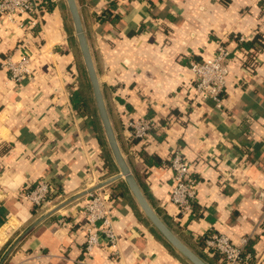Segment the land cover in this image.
Here are the masks:
<instances>
[{
	"label": "crops",
	"instance_id": "obj_1",
	"mask_svg": "<svg viewBox=\"0 0 264 264\" xmlns=\"http://www.w3.org/2000/svg\"><path fill=\"white\" fill-rule=\"evenodd\" d=\"M75 1L119 147L149 205L207 264L211 233L253 240L254 264H264V0ZM44 4L29 37L0 17V264H192L118 178L92 118L73 108L85 67L74 24L66 0ZM219 45L231 52L221 109L197 97L189 68ZM9 54L31 58L30 76L11 79L1 67ZM142 117L158 127L133 145L127 130ZM176 151L198 182L187 214L170 199ZM39 182L54 198L34 211L25 192ZM117 184L124 195L115 198ZM90 193L109 197L118 239L87 254Z\"/></svg>",
	"mask_w": 264,
	"mask_h": 264
},
{
	"label": "built area",
	"instance_id": "obj_2",
	"mask_svg": "<svg viewBox=\"0 0 264 264\" xmlns=\"http://www.w3.org/2000/svg\"><path fill=\"white\" fill-rule=\"evenodd\" d=\"M39 4L38 0H0V17L15 23L29 37L39 25ZM27 42L24 41L21 46L26 47ZM230 55L227 47L219 45L209 59L199 63L191 62L189 65L195 76L197 97L204 102L212 103L218 109L223 105L222 96L229 74L227 60ZM30 65L31 58L27 54L17 61L9 54L1 63L2 69L16 82L30 76ZM157 127L154 118L142 117L129 124L127 136L129 139L144 140ZM169 167L173 171L175 181L170 196L171 202L179 209L180 214L190 213L196 200L198 186V182L192 176L191 165L180 151H176L170 159ZM53 195L54 188L47 182H39L25 192L26 198L33 206L49 204L54 198ZM108 202L107 195L90 193L83 208L87 254L103 244L110 247L117 244L118 238L112 224ZM248 240L243 239L236 244L225 234L211 233L205 238L204 245L207 251L220 253L225 264H250L252 257L245 252Z\"/></svg>",
	"mask_w": 264,
	"mask_h": 264
},
{
	"label": "water",
	"instance_id": "obj_3",
	"mask_svg": "<svg viewBox=\"0 0 264 264\" xmlns=\"http://www.w3.org/2000/svg\"><path fill=\"white\" fill-rule=\"evenodd\" d=\"M71 18L74 24L78 44L82 53L83 61L86 67V71L92 86L95 104L98 110L99 118L102 122V126L112 151L116 164L120 169V175L118 178H124L130 191L136 198L140 207L145 215L156 227V229L164 236V238L177 249L184 257H186L192 264H207L203 259L191 251L183 242H181L177 236L167 227V225L159 218L153 208L149 205L145 199L139 185L137 184L127 161L119 147L115 132L113 130L107 108L105 105L104 97L102 94L101 86L98 80L97 72L93 63L90 48L88 45L87 37L85 35L81 16L75 0H66Z\"/></svg>",
	"mask_w": 264,
	"mask_h": 264
},
{
	"label": "trees",
	"instance_id": "obj_4",
	"mask_svg": "<svg viewBox=\"0 0 264 264\" xmlns=\"http://www.w3.org/2000/svg\"><path fill=\"white\" fill-rule=\"evenodd\" d=\"M46 2H47V0H43L42 2H40L39 6H38L39 9H42L43 6H45L44 3H46ZM47 8L50 10L52 8V6L49 5ZM258 43L259 42H258V39L256 37L255 39H253L250 47L254 48L258 45ZM250 47H247V48H250ZM248 50H250V49H247L246 53H249ZM81 70H82L81 84H80L78 90L73 92V94L71 96V104H72L73 108L79 112V114H81L83 116L86 115V116L92 118V120L94 122V130L98 134V139L104 140L106 138L105 137L106 135H105V132H104V129L102 126V122L99 118L98 110H97L94 95H93L92 86H91V83L89 82L90 80L87 78V76L85 74V68L82 67ZM154 130H152L151 132H153ZM140 141H141V139H138V138L137 139H131V144L134 145L135 143H139ZM169 164H170V162H169ZM116 166H118V165L116 164ZM123 195H124L123 185H121V184L115 185L113 187V197L118 198V197H122ZM194 203H193V206H194ZM40 207L41 206H34V211H37ZM206 237L207 236H205L203 239V245H202L203 249L205 248L204 240ZM252 243H253V240L249 239L248 243L246 245V248H245L246 254H249L252 257V259L250 260V264H254V261H255L254 254H253V251L251 248ZM209 253H213V257L210 258L211 264L212 263L213 264H225V262L222 260L223 258H222V255L220 253H218V252H209ZM203 258H205L204 255H203Z\"/></svg>",
	"mask_w": 264,
	"mask_h": 264
},
{
	"label": "rangeland",
	"instance_id": "obj_5",
	"mask_svg": "<svg viewBox=\"0 0 264 264\" xmlns=\"http://www.w3.org/2000/svg\"><path fill=\"white\" fill-rule=\"evenodd\" d=\"M85 68V74H86V76H87V78L89 79V77H88V74H87V71H86V67H84ZM90 82V81H89ZM94 95V94H93Z\"/></svg>",
	"mask_w": 264,
	"mask_h": 264
}]
</instances>
